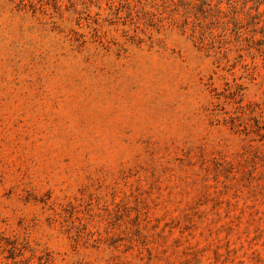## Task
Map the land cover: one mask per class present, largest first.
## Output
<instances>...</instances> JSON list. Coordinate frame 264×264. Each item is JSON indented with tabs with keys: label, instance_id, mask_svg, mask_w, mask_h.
Here are the masks:
<instances>
[{
	"label": "rangeland",
	"instance_id": "obj_1",
	"mask_svg": "<svg viewBox=\"0 0 264 264\" xmlns=\"http://www.w3.org/2000/svg\"><path fill=\"white\" fill-rule=\"evenodd\" d=\"M20 1L0 0V264H264L252 2L216 0L202 40L217 13L193 36L180 0Z\"/></svg>",
	"mask_w": 264,
	"mask_h": 264
},
{
	"label": "trees",
	"instance_id": "obj_2",
	"mask_svg": "<svg viewBox=\"0 0 264 264\" xmlns=\"http://www.w3.org/2000/svg\"><path fill=\"white\" fill-rule=\"evenodd\" d=\"M11 2V5L15 6L14 0H9ZM172 3H174L173 0H170ZM195 1V2H194ZM247 2H252V5L250 9H253L255 14H251L252 22L251 25L254 27V31H258L260 34L264 35V24H260V22L263 20L264 22V16L260 19L261 15H264V9L262 7L264 6V0H245ZM139 4L142 6V8H145V4H143L141 1H139ZM25 2L24 0L20 1V6H24ZM19 7V6H17ZM125 7V5H124ZM151 7H154V3H151ZM129 5H126V9H129ZM196 10L199 13V16H194L192 10ZM174 12H181V18L183 19V23L180 26L183 31H186L187 29H191L193 31V36L196 34L195 30L198 28H201V20L203 19L202 16L208 17L209 15L213 16V13H217L216 16H213V25L206 27L203 31L205 34L201 35V39L205 40L207 39H214L217 27L218 21L217 18L222 14V10L220 9V2L216 0H180V3L176 5L174 8ZM237 12L234 10L232 16H228V18L224 21L226 16L224 17L222 24L224 25L220 30L219 33H222V36L224 39L229 41V36L233 35L231 37L236 40L237 45H242V43L245 41L242 38L247 34L248 28L245 24L242 23L241 20H239L238 16L236 15ZM128 15H131L128 13ZM131 17V16H130ZM205 20L208 18H204ZM248 41V40H246ZM250 42V41H249ZM254 41H251L253 43ZM263 44V43H261Z\"/></svg>",
	"mask_w": 264,
	"mask_h": 264
}]
</instances>
